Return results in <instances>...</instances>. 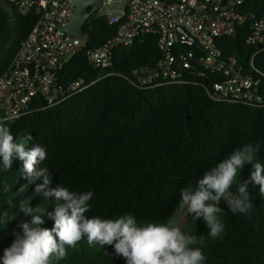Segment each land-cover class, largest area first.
I'll use <instances>...</instances> for the list:
<instances>
[{"label": "trees", "instance_id": "16d2710c", "mask_svg": "<svg viewBox=\"0 0 264 264\" xmlns=\"http://www.w3.org/2000/svg\"><path fill=\"white\" fill-rule=\"evenodd\" d=\"M243 11L245 23L221 37L217 45L223 56L235 54L251 70V57L258 48L248 38L254 24L264 20V0H244ZM16 17L18 23L13 25L0 0V76L35 21L30 13H16ZM85 29L89 40L63 68L66 80L81 76L94 80L105 73L92 68L87 52L114 36L118 26L99 16ZM161 56L157 36L147 34L142 41L117 48L111 69L129 73L140 65H154ZM254 64L264 72V49L256 54ZM195 79L192 85L140 89L123 76H106L56 106L36 109L5 126L14 142L24 143L27 151L37 145L46 150L47 159L35 168L49 170L52 187L93 194L89 218L131 214L139 227L169 222L173 226L183 209L179 206L182 188L195 189L206 172L237 148L259 144L257 161L244 165L231 188L235 194L240 183L247 185L253 203L249 215L233 214L221 200L219 215L225 224L221 238L210 237L203 218L196 220L188 211L181 231L197 237L195 247L202 249L206 264H264V193L252 179L254 163L264 164V107L214 101L205 87L221 77L207 74ZM261 85L264 89V79ZM31 180L19 158L9 171L0 167V258L15 240L13 233L22 231L17 225L31 220L20 211L22 202L41 211L55 210L54 198L35 193L43 178ZM43 219L42 227L54 226L47 214ZM86 239L53 264H127L113 246H89Z\"/></svg>", "mask_w": 264, "mask_h": 264}, {"label": "built area", "instance_id": "2783aa9c", "mask_svg": "<svg viewBox=\"0 0 264 264\" xmlns=\"http://www.w3.org/2000/svg\"><path fill=\"white\" fill-rule=\"evenodd\" d=\"M244 0H102L86 21L105 16L118 26L114 36L87 52L92 68L105 73L94 80L64 79L65 65L87 45L67 32L75 8L74 0H1L16 25V13L32 14L34 24L20 42L17 52L0 76V118L14 121L36 109L56 106L89 89L106 76H123L140 89L167 84L192 85L195 77L221 79L206 86L217 102L264 107V72L255 67L256 54L264 49V20L254 24L248 43L262 45L250 61L251 70L237 55L223 56L217 42L235 33L247 20ZM121 5L114 8V5ZM158 38L161 58L154 65H140L129 73L113 70L114 51L145 35ZM190 48V49H188Z\"/></svg>", "mask_w": 264, "mask_h": 264}, {"label": "clouds", "instance_id": "9594fccd", "mask_svg": "<svg viewBox=\"0 0 264 264\" xmlns=\"http://www.w3.org/2000/svg\"><path fill=\"white\" fill-rule=\"evenodd\" d=\"M5 125L6 118H0V167L9 171L13 160L19 158L23 161V170L32 178L31 182L43 178V183L36 185L35 193L43 194L44 199L54 198L57 203L52 212L21 203L20 211L31 220L17 225L22 231L13 233L15 240L0 258L3 264H53L63 260L67 249L75 248L85 236L89 246H113L115 254L122 256L127 264H206L202 249L195 247L197 237L182 232L171 222L139 227L131 214L116 219L89 218L86 213L90 210L88 202L93 194L72 192L61 185L52 187L49 170L42 167L37 171L35 168L37 163L47 159L46 150L37 145L27 151L24 143L14 142L10 129ZM27 139L30 140L31 136ZM259 150V144L252 143L237 148L206 172L195 189H181L179 206L186 208L196 220L203 218L210 237L221 238L225 231L219 215L223 211L219 206L221 200L233 214L249 215L253 203L247 185L240 183L235 194L231 188L244 165L257 161ZM254 169L252 179L264 193V164L255 162ZM10 190L9 186L4 187L5 192ZM45 214L54 220L51 229L42 227Z\"/></svg>", "mask_w": 264, "mask_h": 264}, {"label": "water", "instance_id": "95a60500", "mask_svg": "<svg viewBox=\"0 0 264 264\" xmlns=\"http://www.w3.org/2000/svg\"><path fill=\"white\" fill-rule=\"evenodd\" d=\"M75 8L67 26V32L81 38L84 33V25L92 13L100 8L102 0H74ZM262 48L261 44L257 45Z\"/></svg>", "mask_w": 264, "mask_h": 264}, {"label": "rangeland", "instance_id": "374dc122", "mask_svg": "<svg viewBox=\"0 0 264 264\" xmlns=\"http://www.w3.org/2000/svg\"><path fill=\"white\" fill-rule=\"evenodd\" d=\"M121 5H114V8H119ZM186 220H187V209L183 208L180 210L176 216L174 217V223L173 226L178 228H184L186 226Z\"/></svg>", "mask_w": 264, "mask_h": 264}]
</instances>
